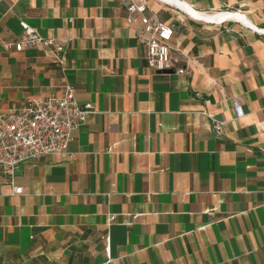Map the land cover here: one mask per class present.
<instances>
[{"label": "crops", "instance_id": "obj_1", "mask_svg": "<svg viewBox=\"0 0 264 264\" xmlns=\"http://www.w3.org/2000/svg\"><path fill=\"white\" fill-rule=\"evenodd\" d=\"M179 1L244 20L147 0L174 29L157 72L118 0H0V109L69 82L95 110L21 165L22 193L0 179V264H102L106 246L112 264H264V0ZM20 21L69 41L64 70L4 48Z\"/></svg>", "mask_w": 264, "mask_h": 264}, {"label": "built area", "instance_id": "obj_2", "mask_svg": "<svg viewBox=\"0 0 264 264\" xmlns=\"http://www.w3.org/2000/svg\"><path fill=\"white\" fill-rule=\"evenodd\" d=\"M118 1L126 9V24L133 26L134 36L146 45L145 59L148 67L157 72L165 71L171 59L170 41L174 33L172 25L158 18L148 7L147 0ZM228 13L244 18L243 14L230 11L214 12L212 15ZM225 18L227 17L212 21L222 23ZM20 24L22 34L13 41L3 43L4 48L49 49L53 54V63L64 70L69 41L58 42L53 37L44 36L24 21H20ZM257 30L264 35V29ZM178 72L182 73L183 70L179 69ZM75 92V86L66 82L59 93L35 97L22 105L0 109V179L10 186L9 195L22 193V187L15 179L23 163L45 154L64 152L73 138V131L95 112L92 104L79 103ZM232 104L236 117H241L243 111L240 102L233 99ZM206 114L212 121L213 132L217 136L222 135L225 120ZM109 219L112 220L113 216ZM105 253L106 259L102 264H112L108 246L105 247Z\"/></svg>", "mask_w": 264, "mask_h": 264}, {"label": "bare ground", "instance_id": "obj_3", "mask_svg": "<svg viewBox=\"0 0 264 264\" xmlns=\"http://www.w3.org/2000/svg\"><path fill=\"white\" fill-rule=\"evenodd\" d=\"M167 1L170 2V3L178 4L179 6L183 7L186 11H188L190 14H192L193 16L198 17V18L211 17V20H217L218 17H220L219 15H212V14L210 15V14H208V15H210V16H208L207 14H203V13L194 11L191 8H189L186 4H181L179 0H167ZM228 14H231V13H228ZM225 15H223V16H225ZM238 16H239V18L244 20V18L242 16H240V15H238ZM218 20H220V19H218Z\"/></svg>", "mask_w": 264, "mask_h": 264}, {"label": "water", "instance_id": "obj_4", "mask_svg": "<svg viewBox=\"0 0 264 264\" xmlns=\"http://www.w3.org/2000/svg\"><path fill=\"white\" fill-rule=\"evenodd\" d=\"M181 4H184L183 2H180ZM187 5V4H186Z\"/></svg>", "mask_w": 264, "mask_h": 264}]
</instances>
